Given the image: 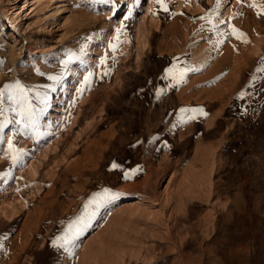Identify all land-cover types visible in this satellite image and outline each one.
<instances>
[{"label":"rangeland","instance_id":"374dc122","mask_svg":"<svg viewBox=\"0 0 264 264\" xmlns=\"http://www.w3.org/2000/svg\"><path fill=\"white\" fill-rule=\"evenodd\" d=\"M33 1L0 0V89L19 82L44 107L41 135L4 129L22 163L0 143V264H264V14L251 7L264 0H221L212 22L248 42L229 36L218 48L200 19L216 0H166L168 12L153 0ZM105 53L111 74L77 98L84 65ZM69 56L80 59L65 68ZM173 64L199 70L168 87ZM192 108L207 116L181 112ZM78 220L70 252L51 245Z\"/></svg>","mask_w":264,"mask_h":264},{"label":"snow or ice","instance_id":"6c2138e0","mask_svg":"<svg viewBox=\"0 0 264 264\" xmlns=\"http://www.w3.org/2000/svg\"><path fill=\"white\" fill-rule=\"evenodd\" d=\"M115 4H119V0H110ZM154 3L160 5L164 12H168V5L166 0H153ZM237 3H242L243 0H236ZM79 6V5H77ZM125 7L127 5L125 4ZM221 7V0H216L215 8L211 10L208 15L200 17L201 20L207 21L211 25V30L217 34L218 39L216 40V47L218 48L220 45L225 43V39L229 36H234L237 40H242V42L247 43L246 35L238 28L233 26L231 23L225 21L224 19H218L217 23H213V17L219 16V9ZM251 7L258 9L257 15L260 16L264 14V4H257L253 2ZM131 16V10H129L128 15L124 17L125 20L129 19ZM229 21L232 19L231 17L228 18ZM218 24H224L227 28L230 29V32H224L219 27ZM125 28V25L122 23L120 27L115 29L116 35L113 37V41H110L107 44L108 49H111L113 53L117 51L118 45L122 43L120 36ZM223 37V38H221ZM80 53L83 55L85 53V48H80ZM73 59H80V57L76 56H69L68 61L65 62V68H67V63L71 62ZM98 63L95 65L94 68L89 67L88 65H84V72L85 75L83 76L82 80H78L76 87V97L79 98L85 91L91 90V86L94 82V78L103 79L104 77L111 74L112 69L107 66L108 56L105 53L104 56L98 57ZM113 61L115 60V56H113ZM83 63V62H82ZM261 66L256 69L257 73L264 72V58H262L260 62ZM99 69L100 71H97ZM199 69L192 68L190 66L180 67L178 64H173L171 67L165 70V75L163 79L168 80L171 79V83L168 87H175L184 82L186 75L189 72H195ZM64 73H60L59 75L49 76V80L52 81H59L63 78ZM256 77L253 76V80ZM27 91H31L28 89ZM164 92L163 88L157 89V95L159 96L161 93ZM5 93L7 96L5 97ZM249 95L246 91H241L238 94V99H243L245 96ZM37 100L41 105L46 106L48 96L47 93H37ZM5 99L8 102V107L4 106ZM72 105H75V99L72 101ZM11 111L16 113L19 119L9 120L7 117V113ZM44 112V107L36 108L33 105L27 96V92L25 90L24 85L16 82L14 85H5L3 89H0V143L6 141L9 155L12 160V164L15 166L18 163H22L24 155L26 153L23 149L16 148L13 143V139L6 137L3 135L4 129L7 127L9 123L18 124L20 127L16 130L17 133L20 134H35L37 136L41 135L39 131V119L42 113ZM181 112H190L191 115L188 119L193 120L196 118L197 115L199 116H207V113L204 112L202 108H192V109H181ZM123 166L117 162H112L110 164L111 170H118L122 169ZM140 171L139 168L134 169L133 171L129 172L127 170L123 171L124 179H131L136 172ZM8 173H5L7 175ZM105 197H117L120 195L118 192L110 191L109 189L104 190ZM94 201H90L89 203H93ZM98 202V201H96ZM86 227V224L83 220H78L75 227H69L62 235L57 236L55 239L51 241V245L58 248V249H65L67 251H71L72 248L76 246V240L80 235V232L83 231V228Z\"/></svg>","mask_w":264,"mask_h":264},{"label":"bare ground","instance_id":"6f19581e","mask_svg":"<svg viewBox=\"0 0 264 264\" xmlns=\"http://www.w3.org/2000/svg\"><path fill=\"white\" fill-rule=\"evenodd\" d=\"M11 1H12V0H11ZM47 1H48V0H37L36 3H37L38 6H39L38 8L41 9V6L43 7V5H44ZM15 2H16V1H15ZM27 2L30 3V4H31V3H33V4L35 3L34 1L32 2V0H27ZM44 6H45V5H44ZM36 7H37V6H36ZM60 7H61V6H58V7L55 9V11L45 14L46 17H45L44 19H46V20H48V21L50 22L49 19L52 18V17H55V15L58 14L59 11H61L62 8H60ZM14 8H15V6L12 5L11 8H10L11 11L9 12V10H8V12H9L10 14H12V15H14L15 10H16V9H14ZM43 8H44V7H43ZM30 9H31V8H30ZM33 9H34V8H32L31 11H33ZM39 9H38V10H39ZM17 11H19V10H17ZM15 15H16V17H15V21H20L21 16H22V15H20V12H17ZM15 21H14V22H15ZM18 23H19V22H18ZM213 122H214V121H213Z\"/></svg>","mask_w":264,"mask_h":264}]
</instances>
